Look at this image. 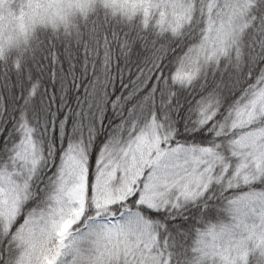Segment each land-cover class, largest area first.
I'll return each instance as SVG.
<instances>
[{
    "label": "snow or ice",
    "instance_id": "snow-or-ice-1",
    "mask_svg": "<svg viewBox=\"0 0 264 264\" xmlns=\"http://www.w3.org/2000/svg\"><path fill=\"white\" fill-rule=\"evenodd\" d=\"M0 264H264V0H0Z\"/></svg>",
    "mask_w": 264,
    "mask_h": 264
}]
</instances>
